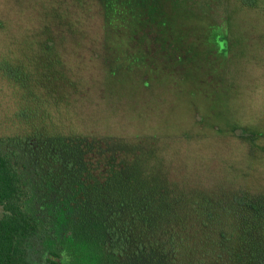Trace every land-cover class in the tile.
Masks as SVG:
<instances>
[{
  "label": "trees",
  "instance_id": "16d2710c",
  "mask_svg": "<svg viewBox=\"0 0 264 264\" xmlns=\"http://www.w3.org/2000/svg\"><path fill=\"white\" fill-rule=\"evenodd\" d=\"M85 2L76 12L58 6L37 29H25L21 43L16 36L0 43V86L19 106L12 125L24 127L4 133L0 123V264H264V172L258 170L264 117L252 118L250 100L251 118H240L244 123L230 105L222 126L207 128L206 138L226 136L243 154L224 168V176L195 184L206 187L203 191L190 188L188 171L176 169L179 153L173 144L79 132L64 115L78 84L74 72L63 69L68 61L63 56L77 57L85 44L95 43L89 24L96 14L98 35L127 44L121 48L135 64L146 57L159 64L167 51L158 44L170 42L176 55L170 58L184 59L186 72L191 69L186 60L192 59L196 73L198 63L212 62L222 50L226 70L233 60L245 59L223 82L227 97L237 101L240 87L248 95L258 87L264 95V0ZM173 20L182 26L177 33ZM216 23L222 25L226 49L220 47ZM249 25L258 39L253 49L239 37ZM186 37L196 40L192 48ZM147 70L157 82L155 67ZM258 71L257 83L252 78L236 85L239 73Z\"/></svg>",
  "mask_w": 264,
  "mask_h": 264
},
{
  "label": "rangeland",
  "instance_id": "374dc122",
  "mask_svg": "<svg viewBox=\"0 0 264 264\" xmlns=\"http://www.w3.org/2000/svg\"><path fill=\"white\" fill-rule=\"evenodd\" d=\"M83 3H86L85 0H0V43L5 42L9 36H16L17 42L21 43L19 36L25 33V29H37L40 22H46L50 13L54 12L53 10L58 6L65 7V9L75 8L73 11L76 12L77 7L79 11L84 7ZM96 9L98 10L97 5L92 4V10ZM96 19L98 17L94 14L93 23L89 24L91 25L90 37L96 44H85L82 53L74 54L77 57L63 56V59L68 60L66 63L58 57L59 54L55 56L56 61L61 59L65 72L66 69L71 70V73L74 72L71 75L76 78L78 84V92L64 115L72 117L79 132L82 133L94 132L125 138L153 137L163 143L173 144L179 153L175 162L178 161L180 164L179 166L173 165L178 171L183 169L188 171L186 173L189 175L190 188L205 191L206 187L200 188L195 184L199 181L206 183L207 180H215L214 176L217 178L224 176V168L227 165L231 167L232 161H236L235 157L239 156L240 152L235 143L230 142V138L226 136L222 139L206 138L204 134L207 128L211 129V126H216V129H219L223 123L222 113L230 105L238 108L237 118H251L248 114L249 100L253 106L250 109H254L252 118L261 120L264 117V95L259 94L258 87L252 95H248V91L243 90L242 87L238 88V100L236 101V99L227 97L226 85H223V82L227 84L228 80L234 77V73L240 70L245 59L233 60L230 62L231 66L229 64L230 69L226 70L227 62L224 61L226 52L221 50L224 55L217 52L212 62L202 60L198 63L196 73H191L193 60L187 59L191 69L186 72L183 69L184 59L179 63L176 59L170 58L173 55L170 42H161L158 44L159 49L167 52L156 60V62L160 61L159 64L152 63L153 60L148 57L144 58L143 64H135V58L126 57L122 49L129 47L127 44L118 43L112 37L105 39L102 35H98L102 34L101 29H98L101 23L94 21ZM172 24L175 26H171L174 33L178 32L176 27L182 28L176 20H173ZM187 26L183 25V27ZM214 26L215 32L221 39L220 47L226 49L222 40L224 35L222 25L216 23ZM245 28L246 35L239 32V37L241 41L248 40L245 43L247 49H253L258 44L254 28L250 25ZM65 37L63 34L61 41H64ZM185 40L189 42L188 48H192L196 41L192 37H186ZM106 46L112 50L111 54L107 55L105 52ZM243 48L244 46L241 47ZM113 49L116 51L114 52ZM173 51L175 53L176 50ZM100 56L105 57L100 59ZM173 56L176 58V55ZM106 58H109V62L112 63L107 65ZM210 64H213V67ZM148 67L151 69L155 67L158 71L157 82L149 76ZM186 75L187 78L190 77V82L184 80ZM258 75L260 76L259 71L255 74L239 73L236 85H241L245 80L252 78H256L255 83H257ZM0 88H2L0 91V123L3 124L4 133L24 130L23 125L17 127L16 124L12 125L13 120H16L12 116L19 110V106L6 86H0ZM242 103L245 108H242ZM52 118L55 119V116ZM239 122L244 123L245 120L240 119ZM211 130L214 131L213 128ZM198 135L199 137L193 140V137ZM205 139L207 141L203 142ZM259 143L264 148V140ZM241 152L240 155L243 154ZM259 156L261 160L258 170L264 172V160L262 159L264 151ZM180 160H183L185 164L182 165ZM251 174L256 176L258 173L253 171ZM190 182L193 183L190 184ZM181 186L188 187L185 183ZM2 215L3 210L0 208V218Z\"/></svg>",
  "mask_w": 264,
  "mask_h": 264
}]
</instances>
